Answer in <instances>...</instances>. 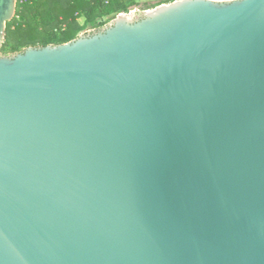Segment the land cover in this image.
<instances>
[{
  "label": "water",
  "instance_id": "obj_1",
  "mask_svg": "<svg viewBox=\"0 0 264 264\" xmlns=\"http://www.w3.org/2000/svg\"><path fill=\"white\" fill-rule=\"evenodd\" d=\"M0 264H264V0L0 54Z\"/></svg>",
  "mask_w": 264,
  "mask_h": 264
},
{
  "label": "trees",
  "instance_id": "obj_2",
  "mask_svg": "<svg viewBox=\"0 0 264 264\" xmlns=\"http://www.w3.org/2000/svg\"><path fill=\"white\" fill-rule=\"evenodd\" d=\"M144 0H18L16 14L7 23L2 55L29 47L62 45L89 30H101L117 15L129 13ZM146 9L177 0H152Z\"/></svg>",
  "mask_w": 264,
  "mask_h": 264
},
{
  "label": "rangeland",
  "instance_id": "obj_3",
  "mask_svg": "<svg viewBox=\"0 0 264 264\" xmlns=\"http://www.w3.org/2000/svg\"><path fill=\"white\" fill-rule=\"evenodd\" d=\"M147 4H154V2L152 0H144V1L141 2V5L140 6L136 7L135 10H139V11L146 10L145 6ZM87 32H90V30L87 31ZM83 34H85V33H83Z\"/></svg>",
  "mask_w": 264,
  "mask_h": 264
},
{
  "label": "built area",
  "instance_id": "obj_4",
  "mask_svg": "<svg viewBox=\"0 0 264 264\" xmlns=\"http://www.w3.org/2000/svg\"><path fill=\"white\" fill-rule=\"evenodd\" d=\"M134 9H136V8H134ZM134 9H132V10H134ZM132 10H131V11H132Z\"/></svg>",
  "mask_w": 264,
  "mask_h": 264
}]
</instances>
